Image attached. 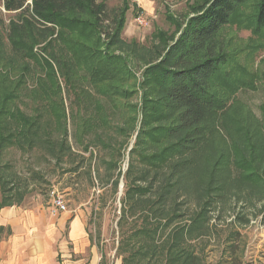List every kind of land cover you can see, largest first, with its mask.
<instances>
[{
  "label": "trees",
  "instance_id": "obj_1",
  "mask_svg": "<svg viewBox=\"0 0 264 264\" xmlns=\"http://www.w3.org/2000/svg\"><path fill=\"white\" fill-rule=\"evenodd\" d=\"M121 3L110 17L104 0H2L3 9L14 14L6 34L10 55L40 58L46 83L38 84L45 96L51 88L60 91L58 75L74 93L82 89L86 78L106 99H128L133 91L125 83L134 79V73L128 57L115 54V49L121 44L125 15L135 5L131 0ZM188 7L183 22L168 16L175 33L161 35L156 58L141 73L140 105L135 107L139 128L127 170L122 178L118 173L113 183L117 191L120 178L123 181L117 221L122 237L116 254L121 256L128 248L126 241L133 238L140 248L121 257V264H135L137 256L147 258V264H201V258L183 244L187 236L198 238L205 233L212 206L223 198L227 184L228 190L233 186L230 177L239 186L260 187L259 196L264 199V104L253 128L242 125L230 130L238 120L227 116L228 102L239 91L253 88L255 76L248 75V81L236 78L235 73L243 77L247 72L221 41L223 30L234 25H244L253 36L264 38V0H203L200 7ZM6 60L0 35V68ZM13 98L0 84V210L19 205L22 195L8 187L11 175L1 165L3 150L49 146L32 118L18 110L7 111ZM224 121L228 123L223 125ZM213 129L222 130L232 142L231 151L203 165L200 186L195 189L201 170L196 171L194 158L207 145ZM134 158L141 165L139 173ZM194 179L197 184L192 186ZM13 196L15 202H11ZM195 196L202 201L199 211H191ZM130 220L135 227L123 232ZM163 234L166 238L160 240ZM230 264L253 263L234 258Z\"/></svg>",
  "mask_w": 264,
  "mask_h": 264
},
{
  "label": "rangeland",
  "instance_id": "obj_2",
  "mask_svg": "<svg viewBox=\"0 0 264 264\" xmlns=\"http://www.w3.org/2000/svg\"><path fill=\"white\" fill-rule=\"evenodd\" d=\"M104 1L110 17L122 4L121 0ZM202 1L131 0L135 10L131 6L125 15L121 44L115 49V54L128 57L134 79L126 81L125 87L133 94L128 99L112 97V102L99 95L86 78L82 80L85 84L80 85L82 89L77 88L74 93L58 75L60 91L51 88L45 96L38 84L46 83L40 58L13 59L10 55L6 34L8 22L14 14L6 12L0 0V35L7 54V60L0 68V84L3 90L15 95L8 102L7 111L18 110L32 118L41 138L49 142V146L35 145L31 149L10 146L3 150L1 165L6 166L5 171L11 175L8 187L20 190L19 205L35 215L83 216L89 244L101 257L99 263L103 259L108 262L112 255L115 258L129 257L140 248L133 238L130 243L126 241L128 248L120 253L121 256L116 254L122 237L117 221L123 188L120 192L118 185L115 191L113 183L118 173L122 178L127 170L129 151L139 128L140 116L135 107L140 105L141 73L146 63L156 58V46L161 35L169 37L175 33L168 16L183 22L189 13L188 6L200 7ZM138 18L144 20L143 25L137 22ZM221 41L247 72L243 77L241 73H235L236 78L248 81V75L255 76L253 88L241 90L231 97L227 115L236 116L238 120V125L232 123L229 126L230 130L242 125L251 129L260 119V106L264 104V80L261 78L264 74V38L253 36L244 25H234L223 30ZM20 80L21 85H18ZM224 137L222 130L213 129L207 145L194 158L196 171L210 159L230 153L232 142ZM60 144H63V149ZM118 153L121 158H118ZM134 161L137 160L134 158ZM135 163L139 173L141 165L138 161ZM202 170L195 189L200 186ZM229 182L233 186L228 190L227 184L223 198L212 206L211 220L205 233L198 238L187 236L183 246L198 255L201 264H230L234 258L264 264V199L259 196L262 189L240 181L242 185L239 186L231 181V177ZM196 184L194 179L192 186ZM53 190L63 197L64 212L54 211L50 197ZM199 198L195 196L193 199L191 211H199L202 202ZM15 201L13 196L11 202ZM186 218L180 225H184ZM242 219L248 222H242ZM134 227V221L130 220L122 231L129 233ZM67 230L66 223L62 238L67 239ZM235 233L239 235L238 239ZM165 238L164 235L160 240ZM134 258L135 264H147V258Z\"/></svg>",
  "mask_w": 264,
  "mask_h": 264
},
{
  "label": "crops",
  "instance_id": "obj_3",
  "mask_svg": "<svg viewBox=\"0 0 264 264\" xmlns=\"http://www.w3.org/2000/svg\"><path fill=\"white\" fill-rule=\"evenodd\" d=\"M100 258L81 215L40 216L20 205L0 210V264H101ZM106 264H121V258L112 255Z\"/></svg>",
  "mask_w": 264,
  "mask_h": 264
},
{
  "label": "built area",
  "instance_id": "obj_4",
  "mask_svg": "<svg viewBox=\"0 0 264 264\" xmlns=\"http://www.w3.org/2000/svg\"><path fill=\"white\" fill-rule=\"evenodd\" d=\"M137 22L140 25L144 24V20L142 18H138ZM51 202H52V206L54 208V211H59V212H64L66 210V207L64 205V201H63V197L58 194L56 191H52L51 192Z\"/></svg>",
  "mask_w": 264,
  "mask_h": 264
},
{
  "label": "water",
  "instance_id": "obj_5",
  "mask_svg": "<svg viewBox=\"0 0 264 264\" xmlns=\"http://www.w3.org/2000/svg\"><path fill=\"white\" fill-rule=\"evenodd\" d=\"M122 188H123V183L120 182V184H119V191H120V192H121Z\"/></svg>",
  "mask_w": 264,
  "mask_h": 264
}]
</instances>
